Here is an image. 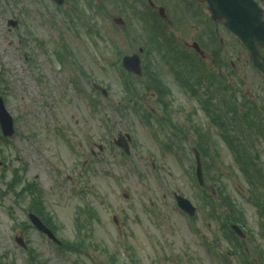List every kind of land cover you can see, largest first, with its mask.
<instances>
[{
    "label": "rangeland",
    "instance_id": "1",
    "mask_svg": "<svg viewBox=\"0 0 264 264\" xmlns=\"http://www.w3.org/2000/svg\"><path fill=\"white\" fill-rule=\"evenodd\" d=\"M10 1L11 6L4 8L0 0V96L14 119L16 131L11 140L0 139L2 263L28 264L30 247L39 258L33 264H132V260L138 264H219L207 256L193 233L198 230L209 246H213L212 239L220 237L208 225L197 189L187 180L186 171L192 168L190 157L184 160L177 151L163 152L159 139L135 115H121L115 109L125 99L112 68L116 53L111 41H116V36L110 21L116 13L109 8L100 22L94 18L101 38L67 27L65 17L60 16L61 9L50 0ZM167 8L170 17L178 20L177 10L186 7L181 0V8L169 4ZM11 16L21 24L10 32L6 23ZM179 23L192 31L188 19ZM31 35L38 43H46L43 51L39 44L28 40ZM20 37L27 41L22 42ZM189 37L190 34L184 42L189 44ZM57 44L72 51L69 60L74 66L65 71L53 61L55 51L60 50L54 49ZM119 47L130 50L126 42H120ZM74 76L79 83L76 92L71 83ZM92 82L109 93L107 100L100 98L94 112L87 99ZM170 87L175 90L173 123L182 125L185 111L198 110V104L185 100L184 91L177 85ZM148 107L160 114L154 104ZM194 123L203 128L212 126L202 115L196 116ZM118 131L133 139L127 158L113 148L112 140ZM158 136L166 142L165 135ZM98 146L103 149L101 153ZM93 151L98 154L95 160L91 158ZM83 166L86 173L81 171ZM15 168H23L25 181L34 180L42 189L44 206L58 227V240L74 241L76 209L84 205L93 208L92 217L81 218L83 223L88 220L79 235L85 242L83 250L57 251L32 226L25 227L30 223L29 199L15 197L4 180L11 178ZM79 174H83L82 180ZM232 179L230 192L237 198L233 189L237 178ZM79 190L83 197L78 195ZM174 192L199 207L197 218L190 222L191 229L175 207ZM245 209L250 211L245 210L246 220L254 228V211ZM17 236L29 243L26 251L15 243ZM221 246L227 249L225 243Z\"/></svg>",
    "mask_w": 264,
    "mask_h": 264
},
{
    "label": "flooded vegetation",
    "instance_id": "2",
    "mask_svg": "<svg viewBox=\"0 0 264 264\" xmlns=\"http://www.w3.org/2000/svg\"><path fill=\"white\" fill-rule=\"evenodd\" d=\"M255 2L264 12V0H255ZM185 10L191 21V42L199 46L202 54H198L188 45H185L187 48L181 51L194 53V60L198 67L196 78L200 80V83L205 79H211L208 84L209 88L211 84L219 81L222 82V88H224L226 82L232 99L231 117L234 124L231 129L237 141L250 136H260L261 131H264V72L257 73L254 70L252 57L240 42L239 52L233 50L231 40L236 43L238 41L222 24L210 20V16L207 13L205 15L202 10L197 11L193 7L185 8ZM178 12L180 15L179 10ZM258 52V61L264 67V46L258 47ZM240 74L246 76L245 86L248 87L241 93L236 92L233 83ZM210 94L213 95L214 92L211 90Z\"/></svg>",
    "mask_w": 264,
    "mask_h": 264
},
{
    "label": "water",
    "instance_id": "3",
    "mask_svg": "<svg viewBox=\"0 0 264 264\" xmlns=\"http://www.w3.org/2000/svg\"><path fill=\"white\" fill-rule=\"evenodd\" d=\"M212 1L214 4L213 6L216 9L215 11H217L218 14H222L224 12H229V13L233 12L232 8H230L233 5V3L225 2L223 0H212ZM242 4L245 8V5L247 4V0H243ZM0 124L2 126V131H4L5 135H11L13 133L12 120L5 113L1 99H0Z\"/></svg>",
    "mask_w": 264,
    "mask_h": 264
}]
</instances>
